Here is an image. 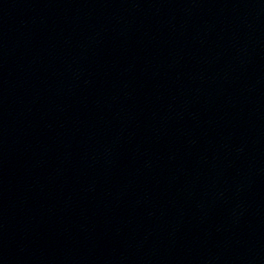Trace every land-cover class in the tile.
Instances as JSON below:
<instances>
[{
  "label": "water",
  "instance_id": "1",
  "mask_svg": "<svg viewBox=\"0 0 264 264\" xmlns=\"http://www.w3.org/2000/svg\"><path fill=\"white\" fill-rule=\"evenodd\" d=\"M0 264H264V0H0Z\"/></svg>",
  "mask_w": 264,
  "mask_h": 264
}]
</instances>
